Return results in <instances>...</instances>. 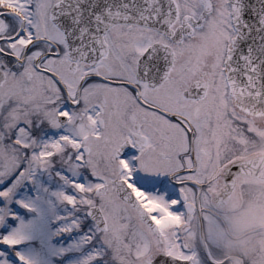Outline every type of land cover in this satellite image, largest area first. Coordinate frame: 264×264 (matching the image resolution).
Masks as SVG:
<instances>
[{
	"label": "snow or ice",
	"instance_id": "obj_1",
	"mask_svg": "<svg viewBox=\"0 0 264 264\" xmlns=\"http://www.w3.org/2000/svg\"><path fill=\"white\" fill-rule=\"evenodd\" d=\"M254 117L264 0H0V200L55 171L82 264H218L194 220L220 179L264 175L240 156Z\"/></svg>",
	"mask_w": 264,
	"mask_h": 264
},
{
	"label": "flooded vegetation",
	"instance_id": "obj_2",
	"mask_svg": "<svg viewBox=\"0 0 264 264\" xmlns=\"http://www.w3.org/2000/svg\"><path fill=\"white\" fill-rule=\"evenodd\" d=\"M249 131L255 138L245 139L240 156L246 162L263 159L264 163V117L252 118ZM38 173L41 180L48 184L52 179L54 188L57 187L54 173ZM83 179L80 177L78 182ZM35 185L32 181L25 182L18 191H33ZM71 192L73 194V189ZM68 208L74 210L70 206ZM78 217L81 218L80 215ZM194 224L198 226V240L213 251L218 257V264H264V175L242 176L234 185L220 179L213 186L210 198L199 211ZM87 231V223L82 224L79 230L61 232L56 242L68 246L83 239ZM83 249L88 250L81 253V257L85 258L89 249ZM69 254L71 257L75 255L73 252Z\"/></svg>",
	"mask_w": 264,
	"mask_h": 264
},
{
	"label": "rangeland",
	"instance_id": "obj_3",
	"mask_svg": "<svg viewBox=\"0 0 264 264\" xmlns=\"http://www.w3.org/2000/svg\"><path fill=\"white\" fill-rule=\"evenodd\" d=\"M54 173L57 179V187L51 179L50 183L40 179V173L34 176L35 187L33 191L16 190L11 202L0 200V208L8 210V218L3 227H0V238L11 234L18 229L21 223L29 226L27 229V239L23 244L17 246L14 250L6 249V246L0 245V251H8L11 264H20L15 253L19 252L35 261V264H82L81 253L83 248L77 249L82 239L74 241L68 246L58 244L55 239L62 234V229L68 227L74 220H79L80 215L75 210L68 208L67 204L61 203L56 193L65 192L72 195V188L61 181ZM46 182V183H45ZM34 192V195L30 193ZM20 202L29 205L34 210L23 207ZM75 253L71 257L69 253ZM76 253H79L76 254Z\"/></svg>",
	"mask_w": 264,
	"mask_h": 264
},
{
	"label": "water",
	"instance_id": "obj_4",
	"mask_svg": "<svg viewBox=\"0 0 264 264\" xmlns=\"http://www.w3.org/2000/svg\"><path fill=\"white\" fill-rule=\"evenodd\" d=\"M263 159H256V160H252L251 162H248L249 164H252L254 167L259 168L261 166ZM253 174H258L256 172H254Z\"/></svg>",
	"mask_w": 264,
	"mask_h": 264
}]
</instances>
